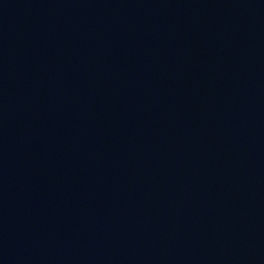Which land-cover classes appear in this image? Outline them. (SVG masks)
I'll return each instance as SVG.
<instances>
[{
	"label": "water",
	"instance_id": "1",
	"mask_svg": "<svg viewBox=\"0 0 264 264\" xmlns=\"http://www.w3.org/2000/svg\"><path fill=\"white\" fill-rule=\"evenodd\" d=\"M0 264H264V0H0Z\"/></svg>",
	"mask_w": 264,
	"mask_h": 264
}]
</instances>
